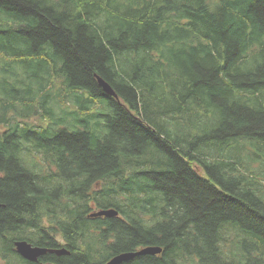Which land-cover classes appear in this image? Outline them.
I'll return each mask as SVG.
<instances>
[{
  "label": "trees",
  "instance_id": "trees-1",
  "mask_svg": "<svg viewBox=\"0 0 264 264\" xmlns=\"http://www.w3.org/2000/svg\"><path fill=\"white\" fill-rule=\"evenodd\" d=\"M50 232L264 264V0H0V260Z\"/></svg>",
  "mask_w": 264,
  "mask_h": 264
},
{
  "label": "water",
  "instance_id": "water-1",
  "mask_svg": "<svg viewBox=\"0 0 264 264\" xmlns=\"http://www.w3.org/2000/svg\"><path fill=\"white\" fill-rule=\"evenodd\" d=\"M97 80H98V83L101 85V87L107 94L113 97H117V94L115 93L113 88L106 81H104L100 77H98ZM117 214H118V211L114 208L100 209L99 211L95 213V215H99V216H115ZM14 244H15L17 252L23 258L29 259V260L36 259L37 256L45 253L47 250L46 248L32 246L30 243H28L25 240H16ZM161 250L162 248L159 246L147 245L135 251L122 252V253L116 254L112 256L105 264H120L123 261H126L135 255H138V254H152L153 255V254L160 253ZM57 252L65 253L67 251L65 250V248H60L59 250H57Z\"/></svg>",
  "mask_w": 264,
  "mask_h": 264
},
{
  "label": "flooded vegetation",
  "instance_id": "flooded-vegetation-1",
  "mask_svg": "<svg viewBox=\"0 0 264 264\" xmlns=\"http://www.w3.org/2000/svg\"><path fill=\"white\" fill-rule=\"evenodd\" d=\"M56 242L55 244L57 246H52V245H49L50 242ZM43 245L39 246L38 244L37 245H33L31 244L32 246H38V247H41V248H46V252L37 256L36 259L34 260H29V259H23L26 263L25 264H65L63 262V258L62 257H67V256H70V258L73 259L72 261V264L73 263H77L80 261V259L78 258V256L73 253L71 254V251H69L68 249L65 248L64 245L67 244L66 240L61 237L60 235H57L55 236L54 233L50 232V233H47L45 234V239H43ZM60 248H65L67 252L65 253H58L57 250H59ZM78 259V261H77ZM1 261H5V259H1ZM77 261V262H76ZM19 264L20 262L17 261ZM102 264L101 262L99 261H95V262H89L88 264ZM106 262H104L103 264H105ZM7 264V263H6ZM9 264V263H8Z\"/></svg>",
  "mask_w": 264,
  "mask_h": 264
},
{
  "label": "rangeland",
  "instance_id": "rangeland-1",
  "mask_svg": "<svg viewBox=\"0 0 264 264\" xmlns=\"http://www.w3.org/2000/svg\"><path fill=\"white\" fill-rule=\"evenodd\" d=\"M26 121H27V122H32V121H36V119H35V117H33L32 119L27 118ZM40 161H41V160H40ZM41 162H42V161H41ZM96 233H97V232H96ZM97 234H98V233H97ZM108 241H109V240H108ZM96 249H100V246H96ZM96 249H95V250H96ZM0 264H6V259H5V261H1V260H0Z\"/></svg>",
  "mask_w": 264,
  "mask_h": 264
},
{
  "label": "clouds",
  "instance_id": "clouds-1",
  "mask_svg": "<svg viewBox=\"0 0 264 264\" xmlns=\"http://www.w3.org/2000/svg\"><path fill=\"white\" fill-rule=\"evenodd\" d=\"M65 250H66V249H65ZM108 260H109V259H108ZM108 260H107V261H108ZM107 261H106V262H107Z\"/></svg>",
  "mask_w": 264,
  "mask_h": 264
},
{
  "label": "bare ground",
  "instance_id": "bare-ground-1",
  "mask_svg": "<svg viewBox=\"0 0 264 264\" xmlns=\"http://www.w3.org/2000/svg\"><path fill=\"white\" fill-rule=\"evenodd\" d=\"M15 241H16V240H15ZM15 241H14V242H15ZM14 242H13V243H14Z\"/></svg>",
  "mask_w": 264,
  "mask_h": 264
}]
</instances>
